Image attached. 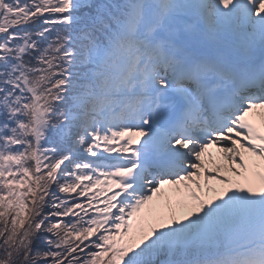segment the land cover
<instances>
[{"label": "snow or ice", "instance_id": "obj_1", "mask_svg": "<svg viewBox=\"0 0 264 264\" xmlns=\"http://www.w3.org/2000/svg\"><path fill=\"white\" fill-rule=\"evenodd\" d=\"M0 264H264V0H0Z\"/></svg>", "mask_w": 264, "mask_h": 264}]
</instances>
